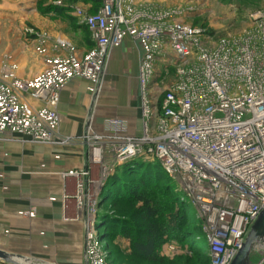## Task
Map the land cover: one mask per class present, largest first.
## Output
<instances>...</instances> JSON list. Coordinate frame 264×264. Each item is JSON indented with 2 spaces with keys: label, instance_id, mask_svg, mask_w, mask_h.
<instances>
[{
  "label": "built area",
  "instance_id": "built-area-1",
  "mask_svg": "<svg viewBox=\"0 0 264 264\" xmlns=\"http://www.w3.org/2000/svg\"><path fill=\"white\" fill-rule=\"evenodd\" d=\"M100 1L93 14L73 11L93 43L84 55L56 41L54 55L44 57L43 70L29 80L18 79L13 67H0V136L53 143L62 89L81 78L96 86L97 95L110 52L129 37L141 48L140 133L129 134L119 118L105 120L102 134L87 123L80 141L88 147L89 168L98 167L102 176L97 196L87 193L88 167L64 174L87 180L77 185L89 217L84 262L102 264L95 236L106 180L116 167L140 160L157 163L179 203L184 207L188 201L195 209V217L187 215L201 222L205 246L196 249L207 264H230L264 207V13H252L246 31L210 44L209 33L178 20L177 12L138 11L134 0ZM169 73L172 79L165 84ZM15 91L44 108L30 111ZM254 258L250 264H264V255Z\"/></svg>",
  "mask_w": 264,
  "mask_h": 264
},
{
  "label": "crops",
  "instance_id": "crops-1",
  "mask_svg": "<svg viewBox=\"0 0 264 264\" xmlns=\"http://www.w3.org/2000/svg\"><path fill=\"white\" fill-rule=\"evenodd\" d=\"M37 3L38 0H0V23L28 22L38 12ZM134 5L138 11H169L152 0H134ZM64 7L67 15L76 21L75 26H81L73 16L76 8L69 11L70 8ZM89 8L82 9L88 11ZM50 14L56 16L53 12ZM36 29L37 35L45 37L29 35L25 29L26 36L19 40L16 33L0 30V67H13L15 76L21 80H29L43 70V59L54 55L56 41L69 43L79 57L93 47L85 28L86 45L74 44L46 29H38V25ZM24 48H31L37 58L23 56ZM140 56V46L126 37L119 48L110 52L106 64L108 74L97 95L94 94L96 86L84 79L76 78L68 83L60 92L56 107L58 125L52 133L53 143H20L9 140L6 135L0 136V251L14 256L22 264H87L84 246L89 217L84 209V196L80 205L77 191L78 183L82 181L85 185L87 180L64 174L88 167L87 193L97 196L102 176L98 167L89 168L88 147L80 141L87 123L90 121L93 131L102 134L105 120L119 118L127 122L129 134L140 133L137 76ZM113 66L119 68V75L120 68L125 70L117 80L106 78L114 73ZM117 87L124 90L128 98L117 99L114 95ZM15 96L30 111L44 108L43 103L29 94L15 91ZM68 139L69 143H63ZM105 161L110 164L111 157L105 156Z\"/></svg>",
  "mask_w": 264,
  "mask_h": 264
},
{
  "label": "rangeland",
  "instance_id": "rangeland-1",
  "mask_svg": "<svg viewBox=\"0 0 264 264\" xmlns=\"http://www.w3.org/2000/svg\"><path fill=\"white\" fill-rule=\"evenodd\" d=\"M152 2L165 9L179 13L178 16L180 18L178 17V20L203 31L205 30L210 35V44H214L217 40L223 38L237 36L246 31L250 25L251 14L254 12L264 13V0H152ZM61 5H66L70 8L69 11L73 8L84 9V7H93L90 3L85 5L64 0H38L35 6L38 12L28 22H1L0 30H9L11 33H16V35H19L20 40V38L22 39L26 36V32L23 30L27 29L26 31L35 32L34 30H37L36 27L38 25V29H46L52 34L61 36L74 44L86 45L85 42L88 39V35L82 26H75V20L59 19L50 14L49 7ZM35 16L37 19L35 18L34 20ZM20 25L22 27H19ZM1 45L3 47L2 43ZM23 51V56L26 55L33 59L37 58L32 54L31 48L27 50L24 48ZM120 70L122 73L125 71L122 68ZM106 71L105 65L102 81L105 78ZM113 72L115 75L113 73L112 75H107L106 78L117 80L122 75L121 72V75H119V68L114 66ZM171 79L172 73H169L165 84ZM130 90H132V87ZM114 95L119 100L128 98L127 93L118 87ZM160 188H162L161 185L157 184L155 193H159L158 190ZM179 197L181 198L182 195H179ZM152 203L154 209H156V214L152 220H149V223L157 224L160 236L155 252L156 260L149 262L134 255L129 240L123 234L113 232V236L107 238L104 236L102 229H98L95 236L96 241L100 245L98 261L102 264H201L191 251V246L194 244V238L197 235L194 234L195 232L191 229L189 223L185 221L182 213L183 209L172 201V198L166 192L159 194ZM183 204L188 215L195 217L196 211L190 203L185 201ZM105 207L106 209L110 207L109 210L113 211L115 215L128 219L136 229L135 232L145 229L147 225V222H144L142 218L143 213L139 211V205L134 201L128 203L114 201L105 205ZM188 215L186 214L185 217L188 218ZM96 228H98V225H96ZM134 235L136 233H130L131 237ZM262 253L264 254V247L261 248L260 246L255 250L252 259L254 257V260L257 257H262Z\"/></svg>",
  "mask_w": 264,
  "mask_h": 264
},
{
  "label": "trees",
  "instance_id": "trees-1",
  "mask_svg": "<svg viewBox=\"0 0 264 264\" xmlns=\"http://www.w3.org/2000/svg\"><path fill=\"white\" fill-rule=\"evenodd\" d=\"M72 3L92 4L93 7L88 9L90 14L95 13L101 6L100 0H64ZM49 12H53L56 16L65 18L67 20H74L67 15V9L64 5L55 7H49ZM46 12V11H45ZM83 27V26H82ZM85 28V27H83ZM87 31V30H86ZM158 185L162 188L158 190L159 193H155V189ZM167 193L172 198V201L176 202L182 209L184 219L189 223L194 234L197 237L194 238V244L191 246V251L201 264H207L206 255L198 251L196 247L205 246V239L201 230V222L185 217L187 214L184 207L179 203L176 195L173 192V186L169 184V180L162 173L157 163H145L140 160L123 164L116 167L113 174L108 177L105 185L101 191L102 196H106L105 201L98 207V220L100 224L98 229H102L103 234L107 238L113 236V232L123 234L130 242V246L133 250V254L138 258L154 262L156 248L159 243V231L157 224L149 223V220L154 218L156 209L152 205L153 201L159 194ZM128 203L134 201L140 207V212L143 213L142 218L144 222H147L145 229L143 228L135 232L133 224L126 218L115 215L109 208H104L105 205L111 202ZM107 232V233H105ZM134 232L136 235L130 236V233Z\"/></svg>",
  "mask_w": 264,
  "mask_h": 264
},
{
  "label": "water",
  "instance_id": "water-1",
  "mask_svg": "<svg viewBox=\"0 0 264 264\" xmlns=\"http://www.w3.org/2000/svg\"><path fill=\"white\" fill-rule=\"evenodd\" d=\"M264 247V207L258 214L256 220L249 227L240 249L230 262V264H250L255 250ZM14 256L0 251L1 264H19L12 260Z\"/></svg>",
  "mask_w": 264,
  "mask_h": 264
},
{
  "label": "bare ground",
  "instance_id": "bare-ground-1",
  "mask_svg": "<svg viewBox=\"0 0 264 264\" xmlns=\"http://www.w3.org/2000/svg\"><path fill=\"white\" fill-rule=\"evenodd\" d=\"M260 246H261V245H260ZM260 246H259V247H260ZM259 247H258V248H259ZM261 248H262V246H261ZM261 255H264V254L262 253ZM13 258H14V257H13ZM12 260L14 261V263L16 262V263L22 264V261H19V260L15 259V258L12 259ZM86 262H88V261L86 260Z\"/></svg>",
  "mask_w": 264,
  "mask_h": 264
}]
</instances>
